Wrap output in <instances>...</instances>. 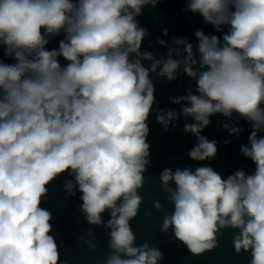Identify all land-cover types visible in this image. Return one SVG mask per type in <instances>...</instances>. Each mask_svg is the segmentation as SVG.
Listing matches in <instances>:
<instances>
[{
  "label": "clouds",
  "instance_id": "clouds-1",
  "mask_svg": "<svg viewBox=\"0 0 264 264\" xmlns=\"http://www.w3.org/2000/svg\"><path fill=\"white\" fill-rule=\"evenodd\" d=\"M158 0H0V264H61L51 232V214L41 208L47 185L71 170L82 193V210L90 224H102L110 210L106 264H159L162 253L148 243L134 246L129 221L142 203L149 163L148 120L155 102L149 69L141 58L146 31L135 19L142 7ZM189 9L202 15L217 31L228 34L199 40V73L193 46L184 40V71L197 78L200 95L187 100L185 116L198 123L185 132L198 138L190 158L204 161L217 153L215 142L200 132L209 116L238 113L251 122L250 147L241 152L256 165L253 175L237 171L226 180L211 167L165 169L160 180L170 193L174 213L166 216L162 231L195 255L218 247L217 233L239 229L232 244L237 254L250 252L251 264H264V0H191ZM43 30V31H42ZM63 31L59 49L46 50V36ZM167 31L165 30V35ZM164 44V41H160ZM173 51L169 52V57ZM135 54L137 59H129ZM178 54V53H177ZM59 57L68 63L62 66ZM182 61L168 58L160 75L175 78ZM175 112L157 117L167 130ZM227 128L228 126L225 125ZM238 135L241 129L231 128ZM174 182L176 189L169 186ZM69 192L73 184L68 183ZM120 202V203H118ZM161 208L159 201L154 202ZM90 249L96 244L86 242Z\"/></svg>",
  "mask_w": 264,
  "mask_h": 264
},
{
  "label": "water",
  "instance_id": "water-1",
  "mask_svg": "<svg viewBox=\"0 0 264 264\" xmlns=\"http://www.w3.org/2000/svg\"><path fill=\"white\" fill-rule=\"evenodd\" d=\"M190 3L191 0H158L155 7L151 4L143 6L141 14L135 17L138 26L146 31L141 53H151L154 60L161 63L157 66L156 72H152L151 66L154 61L141 58L142 66L149 69L155 102L146 121L149 129L146 141L150 146L147 157L149 163L143 173V186L137 190V194L142 197V203L137 216L129 221L136 237L134 246L140 247L148 243L150 248L158 249L163 256L159 264H251L250 252L242 251L237 254L232 244L234 237L239 234V229L231 227L221 229L217 233L218 247L199 255L192 254L185 244L174 239L172 228L167 232L162 231L164 218L172 215L175 210L170 193L164 190L160 180L165 169L173 173L177 169H190L195 172L198 167L207 166L226 180L237 171H243L246 176L253 175L256 168L253 161L241 152L242 147H250L249 136L253 131L251 122L235 112L230 117L221 113L209 116L210 123L200 132V136L216 143L215 157L204 161L190 158L189 153L199 141L196 135L185 132L184 129L187 124L198 122L193 117L183 114L182 109L191 106L187 100L181 99L178 104L173 101L189 94L200 95L196 79L204 69L199 65V40L195 33L203 31L207 36L215 35L223 43V36L229 31L227 26H221V30L217 31L214 26L204 21L201 14L189 9ZM65 35L61 31L58 35L46 36L49 40L45 46L46 50H58ZM161 40L164 44L160 43ZM178 40L187 41L193 46V54L197 59V64L193 68L197 71V78L189 77L185 73L183 60L186 53L184 45L176 43ZM172 49L177 51H173L169 57ZM5 52L6 46L0 43V60L5 64H14V58L5 56ZM168 58L182 61L173 80L159 74L163 62ZM129 59L131 61L137 57L130 54ZM59 61L62 66L68 63L63 57H59ZM169 111L175 112L177 116L165 130L157 117L161 114L166 115ZM231 128L241 131L234 135L230 131ZM257 135L264 137V128ZM69 182L73 184L71 192L67 189ZM46 187L48 191L42 198L40 206L51 214L49 234L58 245L61 264H106L109 256L113 254V250L108 246L111 229L107 227V223L111 219L110 210L101 214L102 224L88 223L87 214L82 210V204L78 200L82 193L76 182L75 173L71 170L56 177ZM168 187L173 191L176 189L174 182H170ZM155 201L161 204L160 209L154 207ZM89 240L96 244L94 250L88 247L86 242Z\"/></svg>",
  "mask_w": 264,
  "mask_h": 264
},
{
  "label": "trees",
  "instance_id": "trees-1",
  "mask_svg": "<svg viewBox=\"0 0 264 264\" xmlns=\"http://www.w3.org/2000/svg\"><path fill=\"white\" fill-rule=\"evenodd\" d=\"M81 196H82V195H81ZM81 196L79 197V199H78V200H79V201H80V203L82 204L83 202H82V200H81Z\"/></svg>",
  "mask_w": 264,
  "mask_h": 264
}]
</instances>
